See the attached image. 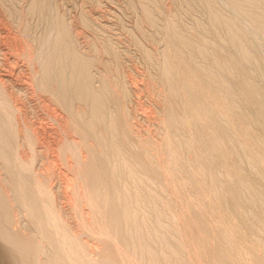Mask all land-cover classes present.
Wrapping results in <instances>:
<instances>
[{
    "label": "rangeland",
    "instance_id": "1",
    "mask_svg": "<svg viewBox=\"0 0 264 264\" xmlns=\"http://www.w3.org/2000/svg\"><path fill=\"white\" fill-rule=\"evenodd\" d=\"M0 103V264H264V0H0Z\"/></svg>",
    "mask_w": 264,
    "mask_h": 264
},
{
    "label": "bare ground",
    "instance_id": "2",
    "mask_svg": "<svg viewBox=\"0 0 264 264\" xmlns=\"http://www.w3.org/2000/svg\"><path fill=\"white\" fill-rule=\"evenodd\" d=\"M85 69H86V68H85ZM54 83H55V82H54ZM63 88H64V87H63ZM2 94H3V93H2ZM4 95H5V94H4ZM5 96H6V95H5ZM7 96H8V95H7ZM198 96L200 97V95H198ZM198 96H197L196 98H193L194 101H192V102L195 104V105L193 104L194 107H196V108L198 107V108H197V111H198V109L201 110L202 107H203V105H202V100H201V98H199ZM2 98H3V97H2ZM2 98H1V99H2ZM5 98H6V97H5ZM2 101H3V100H2ZM6 102H7V100H6ZM1 104H3V103H0V105H1ZM8 104H10V103H8ZM204 104H205V102H204ZM3 105H4V104H3ZM200 106H201V107H200ZM1 107H2V106H1ZM204 107H205V106H204ZM196 108H195V109H196ZM0 109H1V108H0ZM3 109H4V108H3ZM204 109H205V108H204ZM15 111H16V110H15ZM4 112H6V111L4 110ZM194 112H195V111H194ZM3 116H5V115H3ZM8 117H9V116H8ZM4 118H6V117H4ZM7 120H8V119H7ZM9 120H11V119H9ZM12 120H13V119H12ZM11 122H12V121H11ZM9 124H10V122H9ZM60 125H61V124H60ZM1 126H2V125H1ZM14 127H15V126H14ZM16 129H17V128H16ZM13 132H14V131H13ZM11 135H12V134H11ZM16 135H17V134H16ZM14 136H15V135H14ZM18 136H19V135H18ZM15 139H16V138H15ZM29 142H30V141H29ZM6 146H7V145H6ZM31 151H32V149H31ZM17 153H18V152H17ZM18 154H19V153H18ZM2 157H3V156H2ZM19 157H20V156H19ZM4 158H5V157H4ZM11 159H12V158H11ZM15 161H16V160H15ZM13 163H14V162H13ZM18 164H19V163H18ZM21 164H22V163H21ZM108 164H109V163H108ZM19 165H20V164H19ZM22 166L24 167V166H26V165H22ZM113 166H114V165H113ZM25 168H26V167H25ZM107 168H108V167H107ZM109 168H110V167H109ZM26 169H27V168H26ZM99 169H100V168H99ZM18 170H19V169H18ZM104 170H105V169H104ZM109 170H110V169H109ZM24 172H25V171H24ZM108 172H109V171H108ZM14 173H15V172H14ZM19 173H20V172H19ZM22 173H23V172H22ZM30 174H32V173H30ZM17 175H18V174H17ZM21 175H22V174H21ZM18 177H19V176H18ZM18 177H17V178H18ZM22 177H23V176H22ZM22 177H21V178H22ZM21 178H20V179H21ZM32 180H33V179H32ZM35 180H36V179H35ZM17 181H18V180H17ZM21 182H22V181H21ZM26 182H27V181H26ZM28 182H29V181H28ZM19 183H20V182H19ZM24 183H25V182H24ZM36 183H37V182H36ZM38 184H39V183H38ZM38 184H36V185L38 186ZM41 186H42V185H41ZM22 187L24 188V186H22ZM20 188H21V187H20ZM44 188H45V187H44ZM40 189H41V188H40ZM40 189H38V190L40 191ZM45 189H46V188H45ZM20 190H21V189H20ZM20 192H21V191H20ZM1 193H2V192H1ZM33 193H34V191H33ZM48 195H49V194H48ZM22 197H23V196H22ZM24 197H25V196H24ZM46 198L48 199V197H46ZM44 200H45V199H44ZM46 203H47V202H46ZM48 209H49V208H48ZM24 210H25V209H24ZM50 210H51V209H50ZM50 210H49V211H50ZM45 211H46V210H45ZM9 212H10V211H9ZM0 214H2L1 211H0ZM46 214H47V213H46ZM11 215H12V213H11ZM51 215H52V211H51ZM2 217H4V215H3ZM53 217H54V216H52V218H51V217H50V218L53 219ZM47 218H48V217H47ZM51 219H49L50 222H51V221H54V220H51ZM54 219H55V217H54ZM2 220H3V221H2ZM4 220H5V219H2V218L0 217V233H1L2 236L6 239V241H8V240L11 241L12 248H14V251H16V254L19 255V256H18V255H15V256H18V258H19V260H17V263H18V261H23V262H26V263H27V262H28V258H31V256H30V257L28 256V258L24 257V249L22 248V245H23V244H20V243H19V241L17 240L16 235H14V233L10 230V228H8V226L5 225ZM49 220H48V221H49ZM57 220H58V219H57ZM37 222H38V221H37ZM57 222H58V221H57ZM52 223H53L54 226H55L56 222H51V224H52ZM60 224H61V223H60ZM56 226H57V225H56ZM56 226H55V227H56ZM57 227H59V226H57ZM57 227H56V228H57ZM52 228H53V227H52ZM16 230H17V229H16ZM58 231H59V230H58ZM59 232H60V231H59ZM58 234L60 235V233H58ZM64 234H65V233H64ZM41 235H42V234H41ZM70 236H71V235H70ZM61 237H62V239H63V236H62V235L60 236V239H61ZM21 238H22V236H21ZM40 238H41V237H40ZM71 238H72V237H70V240H71ZM18 239H19V238H18ZM64 239H65V238H64ZM64 239L61 240V241H63L62 245H63L64 243H67V242H68V241H65ZM68 239H69V238H68ZM72 240H73V239H72ZM72 240H71V241H72ZM22 241H23V240H22ZM59 241H60V240H59ZM61 241L58 242V244H59V243L61 244ZM39 242H40V241H39ZM49 242H50V241H49ZM31 244H32V243H31ZM80 244H81V243H80ZM148 244H149V243H148ZM62 245H61V246H62ZM37 246H39V245H37ZM61 246H60V247H61ZM67 246H69L68 243H67ZM72 246H73V245H72ZM7 247H9V245H8ZM58 247H59V246H58ZM60 247H59V248H60ZM64 247H65L66 249L68 248V247H66V244H65ZM64 247H62V248H64ZM35 248H36V247H35ZM59 248H58V250H59ZM62 248H61V249H62ZM70 248L72 249V247L69 246V249H70ZM41 249H42V248H41ZM41 249H40V250H41ZM61 249H60V250H61ZM11 250H12V249H11ZM25 250H26V249H25ZM14 251H12V253H13ZM80 251H81V250H80ZM157 251H158V250H157ZM37 252H38V251H37ZM41 252H42V251H41ZM62 252H63L62 254L64 255V257L66 258V255H65V254H67V251L65 252V249H63ZM64 252H65V254H64ZM68 252H70V251L68 250ZM84 253H85V252H84ZM84 253H83V254H84ZM27 254H28V253H27ZM74 254H77V253L75 252V250H74ZM86 254H87V253H86ZM30 255H31V253H30ZM68 255H69V254H68ZM68 255H67V256H68ZM13 256H14V255H13ZM71 256H72V255H71V253H70V256H69V257L71 258ZM88 256H89V255H88ZM69 257L67 258V260L70 259ZM76 257H78V255H77ZM18 258H17V259H18ZM74 258H75V257H74ZM74 258H73V259H74ZM89 258H90V257H89ZM78 259H79V258H78ZM81 259H82V258H81ZM87 259H88V258H87ZM90 259H91V258H90ZM29 260H30V259H29ZM70 260H71V259H70ZM73 261H74V260H73ZM77 261H78V260H77ZM38 262H39V261H37V263H38ZM68 262H70V261H68ZM94 262H95V261H94ZM14 263H15V262H14ZM31 263H32V261H31ZM75 263H76V262H75ZM75 263H74V264H75ZM76 264H77V263H76ZM83 264H84V263H83ZM156 264H157V263H156Z\"/></svg>",
    "mask_w": 264,
    "mask_h": 264
}]
</instances>
